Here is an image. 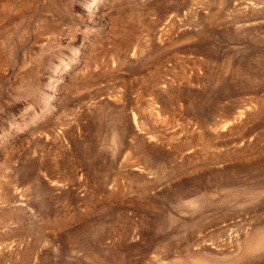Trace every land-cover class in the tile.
<instances>
[{"label":"rangeland","instance_id":"1","mask_svg":"<svg viewBox=\"0 0 264 264\" xmlns=\"http://www.w3.org/2000/svg\"><path fill=\"white\" fill-rule=\"evenodd\" d=\"M0 264H264V0H0Z\"/></svg>","mask_w":264,"mask_h":264}]
</instances>
